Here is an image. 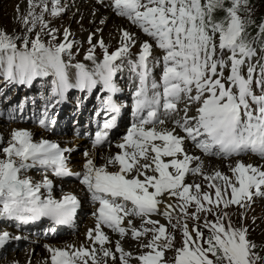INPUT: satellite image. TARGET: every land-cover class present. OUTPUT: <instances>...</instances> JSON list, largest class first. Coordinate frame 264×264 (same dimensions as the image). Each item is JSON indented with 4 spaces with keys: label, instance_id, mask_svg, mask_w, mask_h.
I'll return each mask as SVG.
<instances>
[{
    "label": "snow or ice",
    "instance_id": "6c2138e0",
    "mask_svg": "<svg viewBox=\"0 0 264 264\" xmlns=\"http://www.w3.org/2000/svg\"><path fill=\"white\" fill-rule=\"evenodd\" d=\"M57 3L58 0H53V16L61 11ZM28 4L30 10L23 18L24 24L31 23L34 28L39 22L42 29L47 27L43 16L34 12L38 6L47 11L46 0H39V4L36 0H28ZM111 7L162 50V57L155 61L157 64L162 61L163 65L160 82L150 80L153 45L144 41L140 44L138 58L128 61L130 69L139 78L134 106L137 121L129 128L123 142L117 145L120 152L108 157L106 164L100 167L88 159L84 172L77 174L82 176L80 183L91 193L92 200L99 203L93 213L95 228L89 229L87 236L100 248L89 249L82 245L75 249L69 245L72 251H68L48 247L51 264H89V260L91 264H107L103 258L119 259L120 264H130L132 259L138 264H166L165 250L172 248L174 238L165 226L157 220L146 219L137 228L128 219L125 227L126 217L146 218L157 213L161 204L159 197L164 194L179 197L181 211L186 215L187 206L193 202L197 213L211 212L212 208L205 207L203 202L215 207L221 204L224 208L230 205L245 207V202L252 201L253 196H264V168L245 164L242 160L230 165L234 180L219 171L205 176L207 180L223 182L222 185H209L215 189L214 200L209 193H201L199 184L184 182L189 172L202 174V162L195 168L190 167L192 161H199L200 157L186 152L187 141L207 156L230 158L252 153L264 158V64L260 65V77L255 79L261 88L260 95L255 94L252 87L255 66L248 64L247 75L242 73L244 65L256 55L247 31L254 23L249 0H112ZM218 12L223 16L218 17ZM258 27L259 34L264 36V23ZM67 35L65 30V39ZM17 39L19 37L0 30V63L6 65L3 69L5 77L25 84L38 76L51 74L55 77L54 95L58 96H63L69 87L90 89L98 82L106 90L116 92L113 77L121 67L116 61L129 55L130 48L136 44L133 34L122 30L121 47L110 54L105 48L102 62L95 63L94 48L90 49L85 59L92 60L95 68L89 71L83 64L75 65L78 72L73 85L69 83L68 65L61 58V54L72 47L71 43L46 46L37 35L31 41L25 37L23 48L18 49ZM91 40L89 36V43ZM100 46L105 47L102 40ZM225 69L228 70L227 77L224 76ZM193 105L197 107L190 115ZM105 107L113 113L120 111L111 97ZM40 124L46 126L45 120L41 119ZM115 124V116L105 122V131L97 132L94 146L104 143L108 135L106 130ZM0 155L3 156L0 158V217L23 222L43 216L57 223L71 220L79 203L74 195H66L59 201L51 196L41 199L40 189L51 187L47 176L42 184H33L29 178L20 175L37 165L45 171L52 170L57 176L71 175L64 150L47 140L34 142L30 132L18 129L12 132L7 147L0 149ZM108 165L117 166V170L109 171ZM193 187L194 194L190 193ZM228 189L231 190L230 197ZM119 200L131 202L132 207L128 208ZM162 214L171 219L169 211ZM193 216L198 219L195 214ZM223 219L218 216L215 223H205L210 233L207 237L195 228L193 237L184 224L183 246L176 249L174 264H258L264 260L255 251L256 245L247 239V228H233L230 223L225 227ZM145 224L152 227H145ZM102 225L118 232L121 238L130 234L138 241L151 233L147 243L140 244L148 251L133 256L125 251L120 241H116L117 257L105 247L109 237L102 231ZM9 238L7 232L0 234V247ZM97 251L102 252L103 258H97Z\"/></svg>",
    "mask_w": 264,
    "mask_h": 264
},
{
    "label": "rangeland",
    "instance_id": "374dc122",
    "mask_svg": "<svg viewBox=\"0 0 264 264\" xmlns=\"http://www.w3.org/2000/svg\"><path fill=\"white\" fill-rule=\"evenodd\" d=\"M48 1L51 4H53V2H51L50 0H48ZM75 1L76 0H62V1L59 0L56 6L58 8L61 7L60 8L61 11H60L59 15H55V16L59 17L62 15L61 17L65 18V17H69V16L73 17L75 15H78V10L75 7H76V5L77 6L80 5V2L78 1V3L75 5ZM103 9H104V7H103ZM29 10L30 9H29L28 0H0V30L6 32L8 35H11L14 37H19V39L16 40V44H17L18 49L23 48V40L25 37H27L29 39V41H31V40L36 39L37 35H39L40 40L46 46H56V45L61 44V43H64V44L71 43V45H72L71 48H73L74 46H77L79 44L78 43L79 40L83 41L84 39H86L87 35L94 37L95 39L104 38V40H107L110 42L111 41L117 42L121 36L118 29H116V26L118 24V20H122L123 23L129 29H131L130 26L123 19L116 17L111 12L110 15H113V17L115 18L114 21H112V23L109 22V20L107 18H106L107 20L106 19L104 20L105 17L100 18L97 22L98 26H100V25H102V27L103 26H105V27L109 26L108 27L109 29L106 30V34L104 33V35H102L100 32H99L100 34L98 33L97 35L86 34L87 29H84L81 26L76 27V29L74 30L76 32L75 33L74 31L73 32L71 30L69 31V29H68L69 26L66 22H61V23H57L56 25H54L53 24V18H52L53 15L51 14V11H49V10H51V8L48 7V10L46 12V11L42 10V6L36 7L34 9V12L38 16L39 15L43 16L44 23L47 24V27L42 29L41 24L38 22L35 25V27L33 28L31 23L26 25L23 22V18L25 16H28ZM106 11H108L110 13L109 10H106ZM82 14L83 13H81V15ZM29 19H31V17H29ZM101 21H103V23ZM106 21H108L109 23H106ZM29 28H32V31H28ZM83 29H84V31H83ZM65 30H67V33H68L67 39H65ZM132 31H133L132 33H134V34L137 33L136 30H132ZM80 32H82L84 34H82ZM116 32H118V33H116ZM53 36H55V39H53ZM30 47H31V44H29V48ZM13 124H17V123L15 122ZM13 124L6 126V129H4V127L0 125V134L2 135L6 131H9L11 133L14 129H16L15 126H13ZM20 125H22V124H20ZM30 125L32 126V125H34V123L24 125V126L29 127ZM32 127H34V130H35L34 135H36V136H42L45 132V130L41 127H37V131L35 129V126H32ZM32 139H33V137H32ZM0 140H2V142L0 141L1 142L0 143V149H2L3 147H6V145L8 144L9 138L6 137L5 139H2V137H1ZM106 146H109V145H105L101 148L106 150V148H105ZM107 149H108V147H107ZM83 150H84V148L77 149L75 151V154L81 155L83 153ZM98 158L101 160L104 159L101 157V155L99 156V152H98ZM207 160L216 161V160H213L212 158H207L205 161H207ZM236 160H242L245 164H249V157H247V158L239 157V158L230 160L229 162L223 161V162H225V164H226L225 166L227 167V172L225 173V175H227L230 178H231V176L233 177V174H231L232 172L230 171V164L233 165ZM210 163H212V162H210ZM211 168L212 167H210V165L207 166V164L205 167L203 166L202 167V174L200 176H197V177L193 178L192 180H190L188 182V185L199 184L201 186V190H202V188L206 190V191L203 190V193L204 192L209 193L214 200L215 199V195H214L215 189L209 187V185L212 183H215L217 185H222L223 182L220 181L219 179L214 180V181H210V180L205 179L206 175H212V173L215 172V171H212ZM72 170L74 171L75 169H72ZM29 173H25L26 175L22 174L21 178H29L31 175H35L38 179V183L42 184V182H39V180L40 181L44 180V178L46 176V173H45V176H43V177L40 176V174L43 173L41 171H31ZM233 179H234V177H233ZM207 182H209V183H207ZM75 184H76L75 181H71L68 183V187H71V185L74 186ZM230 191L231 190L228 189L229 197H230ZM190 193H192V194L195 193L194 187L190 189ZM262 198H263V196H253L252 201L245 202V207H240L239 205H230L229 207L224 208L223 204H221L219 207H215L214 205H209L206 202H203L205 204V207L212 208V211L211 212H203L202 211L199 213L196 212V205L193 202L187 206V215L181 211L180 205L182 204V201L180 200V198L175 199V200L174 199L170 200V202H172L174 204V205H172L171 208H173L175 212H178L182 216V219L185 218V220L181 219L182 225L178 229L171 228L169 230L168 234H170L174 239L172 241L173 249L169 252L167 260L170 262V264H173L174 259H175V255H176V249L181 248L183 246L184 236H183L182 228H183L184 224H187L188 229H189L190 233H192L193 237L195 236V233L192 232V230L194 228L202 231L204 236L207 237L205 231L209 232V229L204 226L205 223L206 222L215 223L218 216L224 217L223 223L225 224V227H227L228 224L230 223L233 228H240V227L247 228V230H248L247 231V239L256 245L255 251L257 253H259L262 257H264V199H262ZM225 213H226V216L224 215ZM193 214H195V217H198V219L194 218ZM10 237L12 238V240L11 239L9 240L10 244H11V241H16L15 242L16 244L14 247H11L9 244L8 248L3 251V254L0 256V264L5 263L6 261H9L8 264H12L13 262L10 261L11 258H9V257H12V255H13V258L21 257V261L19 264H25L27 262H29V263L33 262L34 257L38 254V252H37V250L31 249V247H32L31 244L34 243L35 244L34 247L40 246L43 248H47L46 246H48V243L52 244L54 242V240H56V241L60 240V239H44L42 237H40V239H38L39 236H36V235L31 236L30 239H25V238H23V234L20 235V237H19L20 239H14L16 237V235L10 236ZM23 239H25L27 241H24ZM205 247H206V245H205ZM135 251H138L137 253L142 251L140 245L135 247ZM108 263H109V260H108ZM33 264H36V263H33ZM258 264H264V260L258 262Z\"/></svg>",
    "mask_w": 264,
    "mask_h": 264
},
{
    "label": "bare ground",
    "instance_id": "6f19581e",
    "mask_svg": "<svg viewBox=\"0 0 264 264\" xmlns=\"http://www.w3.org/2000/svg\"><path fill=\"white\" fill-rule=\"evenodd\" d=\"M48 0H46V3H47V5H48V7H50L51 9H52V5L53 4H51L49 1V3L51 4H49L48 2H47ZM78 1L80 2V5H76L77 3H78ZM36 3L37 4H39V0H36ZM75 5H76V9L78 10V15H75V16H73V17H71V16H69V17H65V18H63V17H61V16H59V17H56V16H52V18H53V24L54 25H56L57 23H61V22H66L67 24H68V26H69V31L71 30L72 32L76 29V27H78V26H81V27H83L84 29H87L86 30V34H90V35H97L99 32L102 34V35H104V33L106 34V30H108L109 28V26L108 27H105V26H103L102 27V25H100V26H98L97 25V22H98V20L100 19V18H104V20L107 18L108 20H109V22H111L112 23V21H114V17H113V15H110L111 14V11H110V13L108 12V11H106V10H108V9H103V6L102 5H100L99 3H97V2H95V1H93V0H76L75 1ZM61 8V7H60ZM75 9V10H76ZM49 11H51V10H49ZM47 12V11H46ZM81 13H83L82 15H81ZM47 14V13H46ZM50 17V16H49ZM72 18V19H71ZM106 19V20H107ZM107 22V21H106ZM108 22V23H109ZM63 24V23H62ZM116 25V24H115ZM65 26V25H64ZM67 28V27H66ZM130 28L132 29V30H135V29H133L131 26H130ZM84 29H83V31H84ZM116 29H118V31H119V33L121 34V36H122V30H124V31H128L129 33H131V34H134V33H132L133 31L131 30V29H129L124 23H123V21L122 20H118V24H117V26H116ZM61 30V29H60ZM82 30V29H81ZM80 30V31H81ZM78 31V30H77ZM82 31V32H83ZM75 32V31H74ZM82 32H80V33H82ZM49 33V32H48ZM52 33V32H51ZM50 33V34H51ZM76 33V32H75ZM99 33V34H100ZM118 33V32H117ZM55 34V33H54ZM82 34H84V33H82ZM47 35V34H46ZM53 35V34H52ZM88 36V35H87ZM13 123H15L14 121H12ZM13 123H11V124H13ZM17 124H13V126H15V128L16 129H14V130H18V129H23V130H27L28 132H30L31 134H32V137H33V141L34 142H37V141H42V140H47L46 139V134H44V135H42L41 137H39V136H36V135H34V133H35V130H34V127H32V126H35V125H30L29 127H27V126H24V125H28V124H22V125H20L21 123H18V122H16ZM10 124V125H11ZM12 126V127H13ZM17 126V127H16ZM115 127V126H114ZM35 129H36V131H37V127L35 126ZM3 130V129H2ZM1 130V131H2ZM11 130V129H10ZM13 130V131H14ZM6 131V130H5ZM12 131V132H13ZM12 132L10 133L9 131H6V132H4L2 135L0 134V138L2 137V139H5L6 137H8L9 138V140L11 139V134H12ZM34 135V136H33ZM63 136V135H62ZM64 139L65 140H61V141H55L54 143L55 144H61L62 146H66V145H68V146H70L71 148H75L76 147V150L77 149H81V148H84V150H83V153L81 154V155H76L75 154V151L73 150L72 151V153H66V156H67V160H68V166L70 167V168H73V169H75V170H78V171H80V172H84V164L86 163V161L88 160V159H92L93 160V162H94V164L97 166V167H100V166H103V165H105L106 164V162H107V158L108 157H110V156H114V155H116V152H120V150L119 149H115V148H113V147H111V148H109V149H107V146L105 147L106 148V150H104L103 148H101L100 146H98V147H93V146H90L88 143H86V142H84V140L83 139H81V138H79V139H76V141H73V142H71V141H69L70 140V136H64ZM109 146H111V145H109ZM100 147V148H99ZM97 149H99V153H101V154H103L104 156H105V158L103 159V160H101V159H99L98 158V153H97ZM88 153V155L87 156H85V153ZM71 155V156H70ZM213 160H216V161H212V160H207V161H205L204 160V162H203V164H202V167L204 166H206V164H207V166L208 165H210V167H212L211 168V170L212 171H219V172H221V173H223L224 175H225V173L227 172V167L225 166L226 164H225V162H223L224 160H217V159H214V158H212ZM210 162H212V163H210ZM249 163H251V164H253V165H256V166H259V167H261V168H264V162H262V161H258V160H256L255 158H250L249 157ZM75 164V165H74ZM82 164V165H81ZM231 165V164H230ZM234 165V164H233ZM108 167V169L109 170H117V166H115V165H108L107 166ZM43 173H41L40 174V176H45V173H46V176H47V172L46 171H42ZM211 172V171H210ZM30 174V173H29ZM213 174V173H212ZM232 174V173H231ZM26 175V174H25ZM28 175V174H27ZM49 175V174H48ZM51 177V176H50ZM41 178V177H40ZM230 178V177H229ZM29 179L33 182V184H39L38 183V179H37V177L35 176V175H31L30 177H29ZM47 179L49 180V181H51V180H53V178L51 177L50 179L47 177ZM230 179H232V180H234L233 179V177L231 176V178ZM39 182H40V180H39ZM43 183V182H42ZM207 183H209V182H207ZM41 184V183H40ZM205 185V184H204ZM71 189H72V191H75L76 192V194H77V197H78V199L80 200V202L82 203V209H85V201H89L90 200V194L89 193H84V187H83V184H81L80 182H78V183H76L74 186L73 185H71ZM203 190L204 191H206L205 189H203L202 188V190H201V192L203 193ZM228 198V197H227ZM207 203V202H206ZM174 205L172 202H168V205ZM81 215L79 216V218L80 217H82L83 216V214H82V212L80 213ZM22 234V233H21ZM16 237H18L17 235H16ZM23 238H24V236H23ZM34 238V237H33ZM75 238H78V239H81V236H80V234L79 233H74L73 235H69V236H65V237H63V238H61V240L59 241H56V240H54V242L51 244H49L48 243V246H47V248H43V247H40V246H35L34 247V243L33 244H31L32 245V247H31V249H34V250H37V252H38V254L34 257V261L33 262H27V263H25V264H33V263H36V264H50V253H49V251H48V247H52V248H61V249H70V248H68V246L70 245V244H75L76 243V239ZM12 240V238L10 237L9 238V240ZM15 239V238H14ZM13 239V240H14ZM38 239H40V237L38 238ZM24 241H27V240H25V239H23ZM16 241H11V244H10V246L11 247H14L15 246V243ZM18 248V247H17ZM20 249V248H19ZM30 249V250H31ZM29 250V249H28ZM135 250V249H134ZM136 253L138 252V251H135ZM16 253V252H15ZM14 253V254H15ZM9 258H11L10 259V261H12L13 263L12 264H19L20 263V261H21V257H15V258H13V255H12V257H9ZM104 260H106L107 261V264H108V260L107 259H104ZM8 262L9 261H6L5 263H2V264H8Z\"/></svg>",
    "mask_w": 264,
    "mask_h": 264
},
{
    "label": "trees",
    "instance_id": "16d2710c",
    "mask_svg": "<svg viewBox=\"0 0 264 264\" xmlns=\"http://www.w3.org/2000/svg\"><path fill=\"white\" fill-rule=\"evenodd\" d=\"M251 8V19L254 21L248 27V37L250 41H259L264 46V36L259 34V24L264 23V0H249ZM262 15V16H261ZM218 17L223 16L222 12L217 13ZM206 235H209L208 231H205Z\"/></svg>",
    "mask_w": 264,
    "mask_h": 264
}]
</instances>
